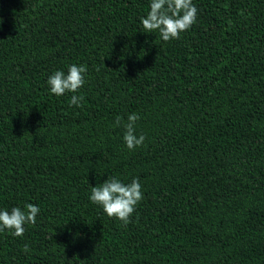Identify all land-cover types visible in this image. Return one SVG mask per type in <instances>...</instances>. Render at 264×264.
Listing matches in <instances>:
<instances>
[{"label": "trees", "instance_id": "16d2710c", "mask_svg": "<svg viewBox=\"0 0 264 264\" xmlns=\"http://www.w3.org/2000/svg\"><path fill=\"white\" fill-rule=\"evenodd\" d=\"M192 2L165 42L151 0H0V210L40 209L0 264H264V0ZM71 64L85 84L52 94ZM111 177L141 184L127 225L89 200Z\"/></svg>", "mask_w": 264, "mask_h": 264}, {"label": "clouds", "instance_id": "9594fccd", "mask_svg": "<svg viewBox=\"0 0 264 264\" xmlns=\"http://www.w3.org/2000/svg\"><path fill=\"white\" fill-rule=\"evenodd\" d=\"M197 7L192 0H151L150 10L146 17L141 18L144 32H159L160 38L167 42L179 39L180 34L190 29L196 23ZM2 23V18H0ZM99 70V69H97ZM86 65L71 64L67 73L57 70L48 78V85L52 94L64 95L66 92L76 93L85 84ZM83 96L72 95L70 104L81 107ZM140 119L137 113H131L127 121H122L117 116L114 126H123L125 129L123 140L129 150L143 145L145 136H137L136 123ZM143 192L138 178L130 183H124L116 177L106 179L103 183L90 187L89 200L102 207L108 217H115L123 225L129 224L130 217L136 205L143 199ZM39 207L29 203L25 210L13 207L11 211L0 210V232L11 230L13 236H22L26 224H35ZM24 251L29 252V246H24Z\"/></svg>", "mask_w": 264, "mask_h": 264}]
</instances>
